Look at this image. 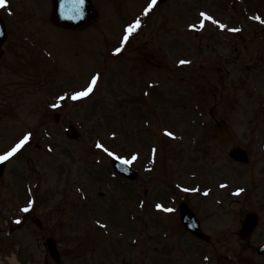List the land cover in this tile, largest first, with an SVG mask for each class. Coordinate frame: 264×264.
I'll return each mask as SVG.
<instances>
[{
    "label": "rangeland",
    "instance_id": "1",
    "mask_svg": "<svg viewBox=\"0 0 264 264\" xmlns=\"http://www.w3.org/2000/svg\"><path fill=\"white\" fill-rule=\"evenodd\" d=\"M22 1L28 8L30 7L31 14L36 15L34 21L38 24L36 29L24 32L20 37L16 33L15 26L17 25H11V43L15 42L10 48L11 66H8L9 62L2 67L0 66V157L26 136L29 139L22 147L25 148V151L22 152L19 149L9 158L10 162L5 172V178L1 181L0 190L8 192L1 194L0 203L4 207L0 208V223L3 225L1 229L8 232L9 226L4 225L3 219L21 218L23 217L21 211L26 212L25 209L28 211L29 208L34 209L29 210L33 217L45 218L43 220L48 230L41 232L38 231L36 225L15 226L10 223L12 230H10L9 235L12 238V243H24L30 248L26 254L28 253L31 257H27L26 261L30 264H46L45 259L48 258V255L46 249L41 247L42 244L37 241V237L45 239L48 235H55L59 238L63 258L61 264H99L96 260L101 255L99 252L103 251L102 249L109 237L110 243L113 245L115 242H123L118 247L117 253L119 255L123 250L122 244L126 245L132 252L135 247L133 245L134 239H140L142 244H146L143 249L139 247L140 253L147 251L153 255L154 252L147 246L150 235L154 233L155 226L153 224L156 223L152 221V226L148 225L147 222L152 219V216L144 214V224L137 219L140 227L136 228L135 233L131 231L127 234V229L122 224L123 216L118 210H115V204L117 207L123 205V195L129 196L130 199L134 196L131 189H124V184L117 182L119 178L115 177L108 159L117 154L120 144L117 141L122 138L126 141L127 137L118 136L116 127L104 128L110 127L111 122L114 121V114L117 115L118 113L121 99L129 100L136 99L137 96L142 97L143 89L148 88L151 94L149 99L152 103L147 107L152 108L153 105L154 110L159 107L155 101L161 98L166 99L168 89L172 91L173 97L178 93L185 101L182 105L183 111L180 114L183 122L174 119L177 116L174 112L171 113L173 120H171L170 126L162 117L155 118L157 135L171 132L178 137L180 134L186 135L188 140H191L193 138V135L190 136L191 127L196 125L197 128L198 126L204 128V122L214 125L220 121V118L229 119L233 135L232 139L227 142L214 141L211 131L210 136L203 133L197 138L200 147L199 153L206 154L205 172H203L202 161H197L199 158L195 153L196 149L188 150V166L185 167L187 170L185 175L182 172L184 176L181 186L182 193L178 190L175 191L174 195L177 202L168 203L167 206L172 211L169 216L164 217V222L169 228H172L175 238L177 235L187 238H184V242L181 240L180 245L179 241L174 243L173 257L168 262L170 264H204L201 254L203 250H208L209 255L216 258L217 264L218 262L221 264H264V256L259 257L256 253V248L264 241V207L260 208L254 199L255 191L258 192V189L249 188L251 192L246 194V185L250 178L249 173L252 174L251 179L256 183L255 188L262 187L264 189V183H260L263 181L262 175H264V156L259 151L262 150L261 139L264 133L262 128L257 129L255 125L261 118L260 111L264 109V97H261L260 93L252 87L251 89L248 84L246 85L243 79H240L243 77V73L237 76L240 80L233 82L235 88L237 87L236 91H232L230 86L227 93L219 89L214 97L212 94H210L211 97L206 96V98L195 94L196 91L197 93L203 91L199 90L203 82L194 73L193 65L190 66L187 63L186 67L185 64H181L182 59L179 58V51L164 44L160 39L164 35L165 27L175 28L178 24H182V18L179 19L177 16H181V11L186 2L192 0H170L164 7L158 9V19L163 16L168 18L169 23H171L170 26L161 20L156 23L158 20L156 18L154 22L153 15L156 10L148 7L147 0H138L141 8L128 21L129 23L135 18L128 25H134L137 20L140 21V26L135 29L138 33L135 34L133 31L130 34V37L133 38L132 42L139 47L137 49H139L140 54H154L158 50L160 51L158 52L159 55L156 57L154 55L153 58V63L156 62L158 68H148L151 70V74L148 75L141 72L144 60L134 62L133 70L132 68L126 69L131 61H120L113 52L120 42L118 37L121 36L116 32L121 29L122 23L127 19L120 4H111L110 0H95L101 8L99 9L100 16L97 24L84 31L71 32L51 27L47 14L49 8L44 0H15L12 2V9L16 7V11L22 10L24 7ZM219 7L220 5L216 4L215 9L217 10ZM149 11H152L153 14L150 15ZM112 18L114 19L109 25ZM12 19L11 17V24ZM219 19L222 21L226 18L219 16ZM245 22V27L250 31L243 33L246 42L252 36H260L255 34L253 28H250L249 24L251 23L247 18H245ZM240 23L236 21V25H241ZM176 31L179 32L181 29ZM169 35L170 33H168V38ZM17 38L18 42H16ZM20 40L22 45L19 43ZM42 41L45 46L39 48L37 44ZM147 43L149 48L155 47V49L150 52L144 46ZM173 43H180V39H174ZM99 44H102L101 50ZM251 44L253 46L254 42L252 41ZM164 45L169 46L167 50L163 49V47L165 48ZM247 45H249V41ZM160 47L162 48L160 49ZM254 51L259 52L258 49ZM189 60H193V56ZM100 63L102 65L99 68ZM123 63L125 64L122 65ZM121 68L133 71V74L127 75L122 72ZM120 70L121 74L119 73ZM182 70L187 71L183 73ZM90 71L91 74L94 71L99 72L93 77H98L94 86L91 83L93 78H90L89 81L87 78L90 76ZM84 76H86L87 82H82ZM67 82L74 85V90L77 89L78 92L84 90L86 84L88 87L91 86L93 90L85 98L80 97V102L76 101L78 102L76 105L70 103L66 107L57 104L55 109L59 111L60 122L56 123L55 111L49 106L54 100L48 99L45 93H57L58 86ZM215 83L219 88L224 87L219 81H215ZM150 84L151 87L149 88L148 85ZM122 85L125 91L130 86L131 95H124V98H120L119 88L121 89ZM138 85L141 87L140 90H138ZM156 86L160 88V91L155 89ZM207 86L212 89L211 84H207ZM185 92L188 96L184 95ZM205 92L209 93V91ZM164 105L169 107V104L165 103ZM172 106H176L175 101ZM211 107L210 117L204 109ZM129 112L131 111L129 110L127 115H130ZM133 112H135L134 109ZM168 115L170 116V113ZM131 120L134 126L141 127V122L136 113L131 117ZM71 123L76 124L79 132L82 133L81 139L78 141H70L65 136V127ZM30 139L32 140L31 145ZM96 140L103 141L101 143L107 151L100 152L95 147V143L99 142ZM194 146H196L195 143ZM233 146H243L249 149L250 166L235 164L228 158V153ZM137 147V138L132 135L126 149L133 151ZM68 148L71 152H68ZM124 152L127 153L125 150ZM54 154L55 157H53ZM126 155H130V153ZM191 163L196 164V166H190ZM138 166L141 170L139 191L142 193L147 187L151 189V183H148L151 180V172H147V169L143 168L144 163L142 162ZM193 174L196 176L194 177L195 180H191ZM12 182L15 185L10 187ZM224 182L230 184V188L227 189V184L220 187L224 185ZM199 185L201 187L198 188ZM20 189H24V192L27 189L35 190L37 200L34 203L32 200H29L31 203L22 200L24 193L18 191ZM197 189L200 191L199 195L203 197L200 202L191 199L195 196L190 195ZM236 190H240L239 194ZM187 198L191 199V203H198L197 214L202 219L205 233L211 237L210 245L191 241L188 239L190 236L179 232L174 208L180 201ZM77 201L80 206L84 207V211L79 209L81 219L75 223L72 220L75 219L73 210L77 208ZM57 207L60 211L54 210ZM143 210H148L147 206ZM130 211L131 208L126 209V213ZM246 212L257 213L260 222L253 235L242 240L238 234L243 220L242 215ZM62 213L65 215L64 222H71L72 224L59 227L53 224V218ZM93 214L96 216L94 220L100 221L106 229H103L101 225L99 227L91 225L89 217ZM130 218L132 219L133 216ZM168 227L161 225L159 228L168 231ZM86 230L90 232L87 234ZM93 230H96L94 235ZM140 230L142 235L143 233L145 235L142 238L138 235ZM151 237L155 239L154 236ZM162 239L164 237L159 240L162 241ZM182 244L191 251L185 249ZM116 249L107 251V254L102 255L100 264H103L106 256L116 252ZM165 256L168 257L160 248L159 256L154 259V263L168 264L165 262ZM11 257L13 256L11 255ZM130 258L132 259L131 264H134L133 257ZM119 259L122 260L119 256L112 257L105 264H117ZM2 262L10 264L6 258H2ZM49 262L53 263L52 259ZM122 262L124 263V260Z\"/></svg>",
    "mask_w": 264,
    "mask_h": 264
},
{
    "label": "water",
    "instance_id": "2",
    "mask_svg": "<svg viewBox=\"0 0 264 264\" xmlns=\"http://www.w3.org/2000/svg\"><path fill=\"white\" fill-rule=\"evenodd\" d=\"M54 5V21L59 25L79 28L91 22V18H93L92 8L88 0H83L82 4L76 2V0H54ZM240 154H242V152H239L238 155ZM233 156L240 161H246L245 157L240 158L237 157V155ZM185 214H187L186 217L188 221L195 222L190 212H186ZM193 231L199 234L198 225L194 227Z\"/></svg>",
    "mask_w": 264,
    "mask_h": 264
},
{
    "label": "snow or ice",
    "instance_id": "3",
    "mask_svg": "<svg viewBox=\"0 0 264 264\" xmlns=\"http://www.w3.org/2000/svg\"><path fill=\"white\" fill-rule=\"evenodd\" d=\"M76 2L82 4V3H83V0H76ZM155 3H156V0H152V4L154 5ZM8 4H9V0H0V9H5V8H7V7H8ZM201 15H202V16H206L207 20H209V21H213V17H212L211 15H207L206 13H201ZM258 19H259V18H258ZM213 22H215V23H219L218 21H213ZM139 26H140V21L137 20L136 23H135L134 25H130V26H129V28L127 29V31H128L129 33H132L133 30H134L135 28H138ZM219 27H220V28H224L225 25L222 24V23H219ZM233 31H235V29H233ZM127 40H128V36H125V37H124V42H127ZM121 50H122V49H120V48H117V49H116L117 53H119ZM180 63H181V64H185V63H189V61L181 60ZM97 79H98V77L93 78V80H92V82H91L93 86L96 84ZM92 90H93V89H92V87L90 86L86 91H83V92H77V93L75 94V96H73L72 98H73V99H77V98H80V97H86L87 95H89V93H90ZM61 99H63V97H61ZM53 107H55V105H53ZM168 135L171 136V135H173V134H172L171 132H169ZM28 139H29V138L26 136V137L24 138V140H22V141L20 142V144H18L15 148L12 149V151L8 152L5 156L0 157V160H7L10 156H12L15 152H17V150L20 149V148L22 147V145H23L24 143L27 142ZM99 146H100V147H103V145H99ZM105 151H107V149H105ZM133 159H135V157H134ZM124 162H125V163H128L129 161H124ZM157 208H163V206H162V205H157ZM165 210H166V211H169V212L172 211V209H165ZM25 211H27V209H25Z\"/></svg>",
    "mask_w": 264,
    "mask_h": 264
}]
</instances>
